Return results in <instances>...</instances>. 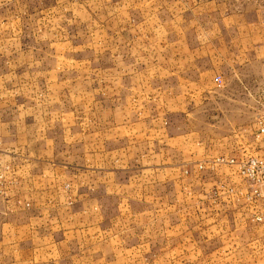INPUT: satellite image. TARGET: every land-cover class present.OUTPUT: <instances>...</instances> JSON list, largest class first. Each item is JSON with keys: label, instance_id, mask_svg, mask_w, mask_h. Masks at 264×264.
<instances>
[{"label": "crops", "instance_id": "obj_1", "mask_svg": "<svg viewBox=\"0 0 264 264\" xmlns=\"http://www.w3.org/2000/svg\"><path fill=\"white\" fill-rule=\"evenodd\" d=\"M38 8L52 24L66 11L84 32L62 43L75 54L36 56L40 99L0 87L2 264H134L156 244L184 254L220 214L245 223L264 210L246 199L250 182L235 166L194 169L257 149L253 134L233 128L212 134L204 154L202 127L249 125L245 97H264V1L44 0ZM58 58L69 81H59ZM224 92L234 95L225 106ZM173 115L180 126L194 120L192 155V135L172 127ZM190 221L194 236L184 230Z\"/></svg>", "mask_w": 264, "mask_h": 264}, {"label": "rangeland", "instance_id": "obj_2", "mask_svg": "<svg viewBox=\"0 0 264 264\" xmlns=\"http://www.w3.org/2000/svg\"><path fill=\"white\" fill-rule=\"evenodd\" d=\"M240 1H245L253 6L262 3L264 0H238V2ZM42 3L44 0H0V73L6 71L10 73L9 78L0 77V87H11V97L32 94V97L40 99L41 94H39L37 87L41 84L39 76L35 72L36 69H40V66L35 61L36 56L46 57L54 54L64 58L67 54H75L76 47H73L72 51V47L62 43L71 41L73 38H81L84 32L82 29L83 22L75 23L72 16L64 14L66 11L55 13L56 22L53 24L47 21V18L42 19L43 15L38 14L40 12L38 7ZM51 25L54 27L53 29ZM52 34L53 38L59 41V44L53 47L47 43L49 42L47 39ZM80 49L78 54L84 52L83 47ZM85 49L87 53H94L90 47ZM61 59L58 58L60 76L62 74L64 76L60 77L59 81H69L66 79V63H62ZM61 66H64L63 70ZM254 84L255 87H253ZM251 86L255 91H258V84L252 83ZM66 98V93L64 96L60 93V102H65ZM233 98L234 95L226 92L219 95L220 104L223 106L230 103ZM245 103L251 105L252 115L249 125L232 127L227 120H224L220 121L218 125L202 127L204 154L211 153L210 138L212 134L227 136L232 133L233 128L244 129V133L248 135L254 133L255 118L264 114L263 94L256 92L246 96ZM258 110L261 112L258 113ZM221 117H225V115H221ZM190 121H187L188 125L180 126L179 123L183 122L182 117L173 115L171 118L173 128L180 131L186 129L188 134L192 135L188 141V145H190V150H188L190 154L188 155L195 152L193 132L196 127L194 120L190 119ZM244 137L246 138V136ZM248 145L252 149L253 141L249 139ZM212 158L214 157L209 159ZM155 209L160 216L164 213L162 206H156ZM259 213L262 217L260 221L251 216L246 219L245 223L237 219L233 221L234 218L228 221V218H224V213L220 214L221 217H219L216 227L213 228V233L209 230H197L198 233L195 235L197 242L195 245L191 244L190 247L193 251L184 254H166L158 247L159 244H156L153 253L138 256L134 264H264V210L259 211ZM194 226V222L190 221L184 230L194 236L196 231ZM2 245L0 222V247ZM201 247L205 250L204 252L196 251V248ZM4 259V255L0 252V264Z\"/></svg>", "mask_w": 264, "mask_h": 264}, {"label": "built area", "instance_id": "obj_3", "mask_svg": "<svg viewBox=\"0 0 264 264\" xmlns=\"http://www.w3.org/2000/svg\"><path fill=\"white\" fill-rule=\"evenodd\" d=\"M216 81L220 83L218 77ZM253 140L257 147L253 152L238 159L230 156H218L196 164L195 169L213 168L215 165L221 164L235 166L250 182L249 189L246 192V199L251 202L259 199L264 204V114L258 116L256 120ZM254 219L260 221L262 219L261 214L257 213Z\"/></svg>", "mask_w": 264, "mask_h": 264}]
</instances>
